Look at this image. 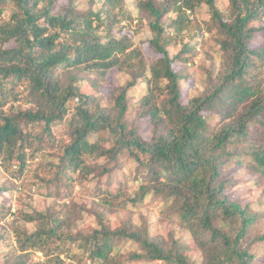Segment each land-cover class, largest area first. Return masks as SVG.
Listing matches in <instances>:
<instances>
[{"label":"trees","instance_id":"trees-1","mask_svg":"<svg viewBox=\"0 0 264 264\" xmlns=\"http://www.w3.org/2000/svg\"><path fill=\"white\" fill-rule=\"evenodd\" d=\"M77 1L68 0L55 11L58 0H0V163L16 160L22 169L28 152H34L44 174L37 184L49 198H58L72 182L95 179L93 197L108 178L98 206L87 210L98 228L71 232L84 207L23 214L16 218L35 230L14 234L9 264H25L35 252L47 264H64L62 255L93 264H194L177 240L150 235L130 219L112 228L99 211L132 212L149 197L160 206L161 217L190 236L200 264H252L251 248L263 240L258 236L261 218L227 191L235 186L231 166L236 162L264 178V0H228L229 15L216 8L219 0H135L140 19H149V46L157 55L152 61L131 49L130 38L112 33L121 20H132L124 0H106L109 8L101 13L92 7L79 10ZM4 4L12 8L8 21L2 16ZM201 4L211 10L207 31H214L222 68L214 81L212 76L205 80L202 93L183 99L185 76L174 64L195 48L193 42L184 43V33L195 28L187 12L195 14ZM226 16L228 23L222 22ZM104 30L106 35L99 34ZM176 41L183 48L180 56L168 49ZM80 67L97 78L117 69L129 79L109 92V106L103 107L75 85L77 75L70 74ZM138 81L147 95L131 121L127 92ZM140 122L152 128L149 141L139 134ZM35 126L38 132L32 131ZM54 133L59 134L58 152L48 156L44 143ZM128 163L135 164L134 171L116 177ZM131 180L139 184L130 187L132 195L124 189ZM123 240L135 249L119 252ZM75 247L83 250L78 256L70 254Z\"/></svg>","mask_w":264,"mask_h":264},{"label":"rangeland","instance_id":"rangeland-1","mask_svg":"<svg viewBox=\"0 0 264 264\" xmlns=\"http://www.w3.org/2000/svg\"><path fill=\"white\" fill-rule=\"evenodd\" d=\"M68 0H58L55 11L58 6L65 4ZM90 0H79L76 2L79 10L87 11L90 7L94 11L101 13L106 11L109 7L106 6V0L94 4L90 3ZM97 1V0H95ZM143 1V0H141ZM163 2L164 0H156ZM126 11L129 13V18L132 20H121L118 27H115L113 34L120 38L127 36L132 41L131 49H137L143 59L147 61L154 60L157 55L151 50L149 46V40L151 39V32L149 30V19L144 16L140 19L139 11L136 9L135 0H124ZM228 0H219L216 2V8L229 15ZM12 13L10 4H4L3 20L8 21ZM112 13L118 16V9H112ZM103 17L106 15L104 13ZM190 19H195V28L191 31L184 33V43H195L193 51L187 54L181 55L182 62L174 64L177 70H181L185 79L181 83L182 98L187 99L194 97L202 93L205 89V80L212 76L213 81L219 70H221V60L219 55L216 54L218 47L215 44L214 31L209 33L207 31V24H211V10L206 4H201L195 14H191ZM171 18H175V14H169ZM117 18H120L119 16ZM229 17L223 18L222 22L228 23ZM263 25L256 23V26ZM197 27L201 29L196 30ZM172 32V30H170ZM99 34L106 35V31L99 32ZM105 41V40H103ZM204 41V45L203 42ZM130 49V50H131ZM169 52L172 56H180L179 53L183 49L179 42H173L169 47ZM34 52L35 49H34ZM171 56V57H172ZM73 71V70H72ZM77 75L78 82L75 85L79 88L80 92L85 96H93L99 100V103L104 107L109 106L107 97L109 92L121 86H125L128 81L127 72H122L117 69H112L103 75V78H97L94 71H85L82 67L77 68L76 71L70 75ZM92 80H98L97 86L93 85ZM106 95V97H105ZM147 95V87L142 81H138L134 86L130 87L127 92V96L130 102L129 118L131 121L137 115V105L140 100ZM74 103H78V99L74 100ZM18 103H14L16 107ZM13 109H16V108ZM28 105H22V109H26ZM15 112V111H14ZM214 119V118H213ZM151 126L145 122L139 123V134L145 141H149L151 137ZM32 131L38 132L37 126L32 128ZM59 134L54 133V137H51L49 143L46 141L45 150L52 155L57 151L58 140L56 139ZM59 145V144H58ZM34 152H28L26 156L25 166L21 169L18 167L16 160L12 161L9 165L0 163V208L4 207L6 216L3 218L2 214L5 213L0 210V264H9L8 260L14 253L16 247L14 234L21 230H26L28 233L35 230V225L32 223L25 224L21 217L23 214H29L32 212H46L48 209L59 212L63 206H71L73 210L83 208L82 218L77 220L70 226L71 232L75 233L79 229L98 228L95 215L87 213V210L96 209L98 206L97 201H101L98 198L100 194L99 190L103 191L107 187L108 178H103L99 189L94 196H90L96 188L97 180L92 179L85 182H72L69 188H63L58 198H49L41 195L42 189L39 188L38 177H43V167L41 165V158L35 156ZM49 158V157H48ZM45 159V157H43ZM131 167H130V165ZM125 169H119L115 172L116 177L122 178V172L131 174L135 169V164L128 163L125 165ZM231 171L234 177L235 186L227 191L231 200H239L242 206L250 205L251 210L257 213L261 218V232L258 234L263 237V240L255 243L251 250L256 256L252 264H264V178L259 180L258 175L254 174L249 169H246L245 165H240L236 162L231 166ZM118 183V182H117ZM117 184L109 186L110 190H114ZM139 184H134L132 180L126 188L127 193L132 195V188L138 187ZM132 187V188H130ZM153 197H149L145 205H139L132 212L121 210L112 211L109 209H101L105 213L109 225L112 228H116L121 223L127 221L136 223L140 227H146L150 235L167 236V238H173L180 244L185 245L189 261L194 264H200L201 258L198 251L195 250L192 244L190 236L177 224H172L169 219H165L160 216V206L155 205ZM97 204V205H95ZM108 210V211H107ZM169 233V234H168ZM59 244V242H57ZM135 249L133 243L123 240L118 245V251L125 252L129 249ZM83 250L79 248H73L71 255L78 256ZM64 264H93L89 259H84L79 262L77 259L70 261L65 255L60 256ZM25 264H47L46 259L41 253H33L27 259ZM124 264H164L159 262H126Z\"/></svg>","mask_w":264,"mask_h":264}]
</instances>
